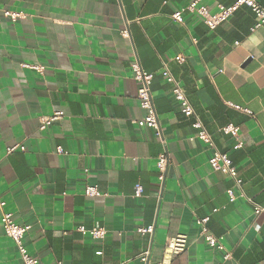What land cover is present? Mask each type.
<instances>
[{"label":"crops","instance_id":"0c3cea01","mask_svg":"<svg viewBox=\"0 0 264 264\" xmlns=\"http://www.w3.org/2000/svg\"><path fill=\"white\" fill-rule=\"evenodd\" d=\"M190 1L0 0V10L25 15H0V264H24L3 227L4 211L30 226L25 244L38 264H144L147 249L155 264L177 234L188 236V246L170 264H264V214L255 215L233 179L212 169V150L190 140L195 117L182 113L163 75L166 64L235 161L246 197L264 206V25L253 30L256 17L245 5L215 29L197 13L174 22L172 13ZM235 2L203 0L212 12ZM136 59L154 75L165 143L137 123L146 111ZM56 111L63 119L41 130V118ZM228 124L240 128L238 136L220 130ZM14 145L25 150L8 153ZM164 150L171 162L162 186L156 162ZM88 185L103 195L87 196ZM205 217L225 250L206 243ZM96 223L107 229L104 239L78 230ZM150 226L153 234L137 230Z\"/></svg>","mask_w":264,"mask_h":264},{"label":"built area","instance_id":"2783aa9c","mask_svg":"<svg viewBox=\"0 0 264 264\" xmlns=\"http://www.w3.org/2000/svg\"><path fill=\"white\" fill-rule=\"evenodd\" d=\"M242 5L249 7L255 14L256 23L253 30L262 27L264 25V5H262L259 0H236V2L231 6L218 4L215 12H212L211 9L203 3V0H192L185 7L174 11L171 15V18L174 22L183 24L185 22V12L197 13L202 17L204 23L210 29H215L222 23L227 22L230 17L237 11V9ZM0 15H4L12 21H17L18 19L25 17L23 12L11 10H0ZM122 33L126 37L129 36L128 30H124ZM176 60L179 62H184L185 57L183 55H178L176 57ZM24 66L31 67L37 70L42 69L40 65ZM131 66L134 79L139 84L137 97L139 99L140 106L146 111L144 118L137 121V123L141 126H147L153 129L156 137L163 141V143H165L162 136L158 113L152 97L151 87L154 75L153 73L144 70L138 59H136ZM163 75L166 80L173 85V96L175 100L179 102L182 113L187 117H195V122L193 126L198 129V132L194 136L190 137V140L199 139L204 142L212 150V156L209 160L212 169L214 171L228 175L233 179L235 187L240 189L239 196L247 198V200L251 204H253L255 215L258 216L264 214V206L256 203L253 198L246 197L244 191L242 190L243 179L239 176L238 167L235 161L229 156V154L220 151V149L217 147L213 135L207 131L201 120L196 115L195 109L191 104L190 99L188 98L181 84L176 80V78L171 73L166 64H164ZM228 104L236 109L243 110L250 115L253 114L252 111L249 109H244L233 103ZM63 117L64 115L61 111H56L50 116L42 117L40 121V129H46L47 127L51 126L55 121L63 119ZM220 130L225 134L238 136L240 128L237 125L228 124L222 127ZM242 145L243 143L239 141L236 147L239 148L242 147ZM18 148L25 150V146L23 145H14L12 147H9L7 149V152L11 153ZM58 150L61 151V149ZM170 162L171 158L167 150H164L157 158L156 165L158 169V180L162 186L165 183L167 169ZM142 193V186L137 185L135 189V196L140 197L142 196ZM85 194L90 197H98L103 195V193L95 185L86 186ZM227 194L232 201H234L238 196L233 188L227 189ZM4 206L5 202L0 199V207ZM1 221L6 234L15 242L17 249L20 253L21 259L24 261V264H38V258L29 253L25 244V235L30 229V226L19 224L15 220L13 213L7 211L3 212L1 216ZM208 221L209 217H205L199 220V224H201L202 226V234L205 238L206 243L212 248L225 250L221 239L210 233L207 227ZM78 230L84 234H90L94 239L97 240L104 239L108 233L107 229L99 223H96L91 229H87L85 226L82 225L78 227ZM137 230L143 235L153 234L155 227H140ZM187 246L188 236L186 234H177L171 237L165 247L163 257L160 260L156 261L155 264H170L175 257L186 251ZM151 253V249H147L141 254L140 259L142 262H144V264H149L151 262ZM98 254H101V252H98ZM231 258L232 252L226 251L224 259L228 260Z\"/></svg>","mask_w":264,"mask_h":264}]
</instances>
